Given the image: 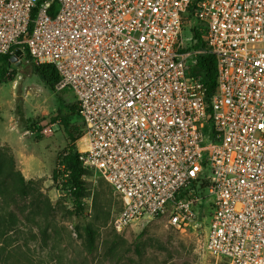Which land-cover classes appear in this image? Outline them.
Instances as JSON below:
<instances>
[{"label":"built area","instance_id":"built-area-1","mask_svg":"<svg viewBox=\"0 0 264 264\" xmlns=\"http://www.w3.org/2000/svg\"><path fill=\"white\" fill-rule=\"evenodd\" d=\"M53 2L0 0V57L53 65L76 97L79 161L120 198L115 230L210 211L212 256L264 264V0ZM205 54L211 96L193 73Z\"/></svg>","mask_w":264,"mask_h":264},{"label":"rangeland","instance_id":"rangeland-1","mask_svg":"<svg viewBox=\"0 0 264 264\" xmlns=\"http://www.w3.org/2000/svg\"><path fill=\"white\" fill-rule=\"evenodd\" d=\"M185 36L191 37L189 29ZM36 66L25 58L0 76V264H228L208 250L210 211L181 229L158 216L116 231L122 202L98 172L86 175L83 213L77 212L55 174L67 137L59 121L50 123L67 115L65 107L76 110L77 99L56 91V83L48 87ZM68 119L80 124L77 116ZM87 226L98 232L92 251Z\"/></svg>","mask_w":264,"mask_h":264},{"label":"trees","instance_id":"trees-1","mask_svg":"<svg viewBox=\"0 0 264 264\" xmlns=\"http://www.w3.org/2000/svg\"><path fill=\"white\" fill-rule=\"evenodd\" d=\"M57 8V0L53 2V10ZM198 47L204 46V43L200 40L197 44ZM10 55L0 57L2 66L0 68V76L6 73V68H10L9 61ZM194 74L198 77L206 87L208 95L211 96L217 88V63L214 56L205 54L198 57L197 64L193 67ZM37 73L45 80L48 87L53 88L54 84L59 81V73L53 65H37ZM67 113L66 116L60 115L50 119L51 124L60 122V126L67 137V147L60 154L57 160L56 177L60 178L61 190L70 195L74 207L79 214L83 213V199L87 196V187L85 177L90 172L82 167L79 161L78 148L76 141L83 135V127L81 124H71L68 117L78 115V105L75 110L72 107H65ZM33 132H41V127L34 125L32 127ZM40 139V137H37ZM15 175L19 177L21 184H24V178L20 172H15ZM25 187H21V192H24ZM122 210V209H121ZM87 237V246L89 250H93L96 246L98 232L91 226H87L85 229Z\"/></svg>","mask_w":264,"mask_h":264},{"label":"water","instance_id":"water-1","mask_svg":"<svg viewBox=\"0 0 264 264\" xmlns=\"http://www.w3.org/2000/svg\"><path fill=\"white\" fill-rule=\"evenodd\" d=\"M24 63V53L21 49L17 48L14 54L11 55L9 65H15L16 67H21Z\"/></svg>","mask_w":264,"mask_h":264},{"label":"bare ground","instance_id":"bare-ground-1","mask_svg":"<svg viewBox=\"0 0 264 264\" xmlns=\"http://www.w3.org/2000/svg\"><path fill=\"white\" fill-rule=\"evenodd\" d=\"M78 145H79V148L81 150H85V148H86V139H84V138L79 139Z\"/></svg>","mask_w":264,"mask_h":264}]
</instances>
